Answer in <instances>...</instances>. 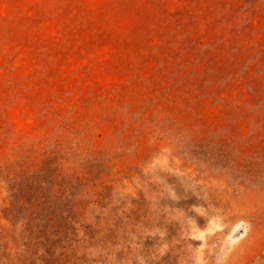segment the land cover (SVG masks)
Segmentation results:
<instances>
[{
    "label": "rangeland",
    "instance_id": "obj_1",
    "mask_svg": "<svg viewBox=\"0 0 264 264\" xmlns=\"http://www.w3.org/2000/svg\"><path fill=\"white\" fill-rule=\"evenodd\" d=\"M191 220L264 264V0H0V264H191Z\"/></svg>",
    "mask_w": 264,
    "mask_h": 264
},
{
    "label": "clouds",
    "instance_id": "obj_2",
    "mask_svg": "<svg viewBox=\"0 0 264 264\" xmlns=\"http://www.w3.org/2000/svg\"><path fill=\"white\" fill-rule=\"evenodd\" d=\"M155 162L159 163L163 168H168L171 171L179 172L182 175L185 174L180 168H169V159L167 156H158ZM175 162L176 161H173V163ZM193 210L203 217L202 206L193 205ZM244 224L245 221L243 220L237 221V225L239 226L237 236L239 235V232L244 229ZM206 235V229L200 228L195 220L190 221V231L188 232V236L192 240L200 242L197 245H191V247L194 249V253L191 255V264H230L231 253L235 246L232 244L222 243L216 248L208 247L204 242ZM166 248V244L162 245L158 249L159 253L163 255Z\"/></svg>",
    "mask_w": 264,
    "mask_h": 264
}]
</instances>
